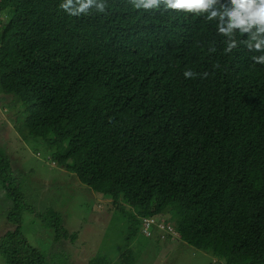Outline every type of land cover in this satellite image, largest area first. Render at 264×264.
<instances>
[{
  "label": "trees",
  "instance_id": "obj_1",
  "mask_svg": "<svg viewBox=\"0 0 264 264\" xmlns=\"http://www.w3.org/2000/svg\"><path fill=\"white\" fill-rule=\"evenodd\" d=\"M60 2L0 0V92L15 97L22 136L54 148L50 158L112 208L156 216L225 264H264V65L250 59L259 53L221 54L215 22L183 11L107 0V15L76 17ZM186 68L209 75L185 79ZM9 165L0 153L13 201L0 255L46 264L21 233ZM42 215L58 237L60 211ZM133 259L130 249L117 257Z\"/></svg>",
  "mask_w": 264,
  "mask_h": 264
},
{
  "label": "rangeland",
  "instance_id": "obj_2",
  "mask_svg": "<svg viewBox=\"0 0 264 264\" xmlns=\"http://www.w3.org/2000/svg\"><path fill=\"white\" fill-rule=\"evenodd\" d=\"M4 96L0 92V153L8 159L12 185L22 196L21 233L44 254L46 264H96L95 260L120 264L117 257L124 249L131 250L132 264H225L209 252L182 243L172 227L169 240L143 235L135 208L125 204L112 208L109 200L99 198L74 172L50 158L54 148L40 137L24 138L22 119L13 114L16 99ZM12 206L0 181V237L13 228L7 221ZM50 210L61 213L58 237L43 219L42 214ZM0 264H4L1 255Z\"/></svg>",
  "mask_w": 264,
  "mask_h": 264
},
{
  "label": "clouds",
  "instance_id": "obj_3",
  "mask_svg": "<svg viewBox=\"0 0 264 264\" xmlns=\"http://www.w3.org/2000/svg\"><path fill=\"white\" fill-rule=\"evenodd\" d=\"M127 3L136 10L183 11L186 15L215 22L217 35L223 37L224 47L221 54H231L243 45L248 51L259 53L250 57L254 65H264V0H127ZM58 7L70 16L80 17L93 13L107 15L109 6L107 0H61ZM237 33L245 38L238 39ZM216 51L215 44L207 48L208 53ZM213 67L219 68L220 65L216 63ZM208 75L206 71L201 74L188 68L183 71L185 79L197 76L206 78ZM146 219L152 220L148 234L143 231V222ZM171 227L158 221L156 216H144L140 220V231L146 237L152 233L160 240H169L172 236ZM172 229L176 231L173 227ZM177 233L176 231V237ZM180 241L184 243L181 239Z\"/></svg>",
  "mask_w": 264,
  "mask_h": 264
},
{
  "label": "built area",
  "instance_id": "obj_4",
  "mask_svg": "<svg viewBox=\"0 0 264 264\" xmlns=\"http://www.w3.org/2000/svg\"><path fill=\"white\" fill-rule=\"evenodd\" d=\"M151 222H152V220L151 219H149V220H144V222H143V231L146 233V234H148V228L150 227V224H151ZM161 227H162V225H161ZM168 229H170L169 227H167Z\"/></svg>",
  "mask_w": 264,
  "mask_h": 264
}]
</instances>
